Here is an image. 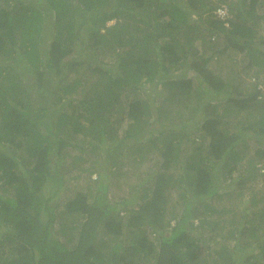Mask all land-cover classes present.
<instances>
[{"label": "trees", "instance_id": "16d2710c", "mask_svg": "<svg viewBox=\"0 0 264 264\" xmlns=\"http://www.w3.org/2000/svg\"><path fill=\"white\" fill-rule=\"evenodd\" d=\"M224 6L230 12L227 21L217 12ZM261 10L264 0H1L0 264H123L129 249L139 250L145 243L152 264H255L256 256L263 264L264 212L256 208L252 214H233L227 229L217 218L233 211L226 203L218 205L227 193H220L221 177L236 183L234 188L246 178H257L252 157L245 164L248 169L242 170L240 163L253 138L263 143L256 151L264 154V87L259 84L264 80L239 93L242 71L256 78L264 75ZM113 19L116 22L108 24ZM207 35L222 37L226 49L246 55L248 61L242 59L240 69L232 66L227 77L214 70L209 65L212 52L206 54L195 44L205 43ZM81 51L84 59L78 58ZM161 84L167 86L166 99L173 105L197 88L204 96L199 110L211 107L202 129L209 143L196 144L182 165L183 197H194L185 200L170 230L157 226L164 216L159 196L167 188L163 167L180 162L179 148L187 133L178 124L159 126L161 110H154V99L139 97L146 86ZM222 100L228 103L218 106ZM177 112L180 117L175 118L189 116ZM240 112L244 118L233 122ZM125 119L129 127L120 128ZM70 127L72 133L98 140L91 142V150L113 140L114 147L128 149L131 161L145 165L148 171H143L146 176L134 197L120 202L110 197L111 166L94 170L99 176L93 194L87 184L64 197L68 169L61 149L72 141L74 133H63H70ZM145 138L152 149L136 145ZM54 145L55 158L50 152ZM138 151L140 160L133 159L131 153ZM121 152L108 161L118 165ZM159 156L160 169L151 173ZM81 158L68 167L76 169ZM260 169L264 174V166ZM119 170L126 173L125 166ZM129 175L141 177L138 171ZM151 191L155 195L149 200ZM240 195L238 204L249 203L245 209L257 205L255 192L248 200ZM136 198L143 199L132 214L140 220L138 230L126 240L121 237V207L128 210L125 202ZM195 217L201 219L197 224ZM208 222L213 226L210 233L209 228L205 231ZM144 224L155 231L159 249ZM221 228L234 242L220 243L226 239L222 234L211 239Z\"/></svg>", "mask_w": 264, "mask_h": 264}, {"label": "rangeland", "instance_id": "374dc122", "mask_svg": "<svg viewBox=\"0 0 264 264\" xmlns=\"http://www.w3.org/2000/svg\"><path fill=\"white\" fill-rule=\"evenodd\" d=\"M227 11L228 10H225V12ZM221 13L224 14V11L222 10ZM261 18H262L261 20L262 24L264 25V10L262 11ZM114 22H116V19L108 21V24H113ZM213 40H216V41H213ZM195 44L197 45L198 49H200L201 51L204 50L203 52H206V54L212 52L211 55H213V57L210 58L209 65L211 67L213 66L215 68L214 70L216 71L220 70L221 72H223V74H226V77L229 76L227 75L228 72L233 71V69L231 70L232 66L237 65V67L240 69L241 68L240 66L243 65L242 59L243 61L244 60L248 61V58L246 57V55L237 53V51L234 49H230V48L226 49L225 46L227 43L222 37L216 36V38H214V36L207 35L205 43H202L200 40H196ZM210 46H212V48H210ZM222 49H225V50L221 51ZM81 52L82 54H80L78 58L84 59L85 54L83 51ZM89 58L90 57L86 58L85 60L88 61ZM190 74L192 75L194 74V72L191 71ZM241 74L243 75L244 80L241 83L242 88L239 89L240 94L249 92L250 89H248V87L252 83H254L255 80H259V81L264 80V75L260 78H256V76L253 75V73L248 74L247 72L242 71ZM259 84L260 86L264 87L263 82H259ZM167 89L168 88L165 84H161L158 88L156 87L150 88L148 85L146 86V88L143 89L141 94H139V97L144 98V99L148 97L149 100L154 99L152 101L154 110L155 111L161 110L160 115H161V119L163 122H160L161 125L158 124L159 126H162L164 128H173L176 124H178L179 127L183 128L185 132L187 133L186 135L182 137V142L179 148L180 149L179 152L181 155V158L179 159L180 162L171 163L172 164L170 165L171 167H167V168L163 167L164 179L167 183V188L164 191V193H162L159 196V200H160L159 204L161 206L162 212H164V216L162 219L160 218L158 219L157 226L158 227L166 226L165 228L168 227L170 230L172 226H174V224L176 223L177 218H180L185 208V204H186L185 200H189V199L193 200L194 196H191L192 194H190L189 198L183 197L185 195V192H184L185 188L183 187V184L179 182L180 177L184 173V169L182 165L185 164L184 161L187 158L186 155H188L189 153L193 151L196 144L202 141L205 143H209L210 138L208 136L206 137L203 136L202 129H203V122L205 120V117H208L211 114L210 111L208 110L209 108L211 109V107L205 106L203 107L204 109L199 110L198 103L200 102L202 103L201 99L204 96L203 95L201 96L203 91L197 90V88L192 90L191 96L188 95L184 97V99L181 100V102L179 100H176L174 103L176 105H173L172 102L169 103L168 99H166L170 95ZM189 102H190V105L188 106L189 108L187 109V105L189 104ZM227 103L228 102H226L225 100H222V102L220 101L218 103V106H223L222 104H227ZM179 110L181 112L182 111L189 112V116H187L186 118H182V119L175 118L176 115L180 117V112H177ZM195 110H198V111H195ZM158 111H157V114H158ZM199 111H202V112L199 113ZM195 114H198L196 115L197 117L194 116ZM244 115L245 113L240 112L238 115H235V117H233L231 120H233V122L235 119L238 121H241L244 118ZM73 119L74 118L71 119V122ZM128 123L129 122L127 119L123 120L122 121L123 125L120 128H128L129 127ZM162 123H164V125ZM70 131H71L70 133L63 131V133L69 136L74 130L70 127ZM145 139L146 140H143V142L141 141L140 143H136V145L140 146L143 143V148H145L146 150L149 148L152 149L150 142H148L147 138ZM95 141L97 142L98 140L93 139L92 137L85 138L82 132H75L73 134L72 141L68 143L69 145L61 149V151L63 150V154L65 153L64 158L65 160L67 159L66 168L68 169V171L65 173L66 182H65V190H63L64 197L74 196L77 190H79L82 186H85L87 184L88 186L91 187L90 191H92L91 194H93L98 185V182L95 178L99 176L98 174L99 172H96L94 170L97 168L99 170L101 169L106 170L107 166H111L109 178L111 180L110 187L113 189H110L111 191L109 193L110 197L119 202L122 201L124 198L132 197V196L134 197L135 196L134 192H138L141 189L137 187L138 182L141 181V178H144L146 176V174L143 171H148L147 169H145V165L144 166L142 165V168H141L139 167L141 166L140 163H134L133 160L131 161L130 159L132 158H130V155L127 154L128 149L124 150L122 147H117V146L114 147L115 145L114 146L112 145L113 140L107 141L105 144H103L104 146L102 149L91 150V147H92L91 142H95ZM75 143L78 144V147L72 145ZM114 144H115V141H114ZM247 145L248 147L246 148V150L242 151V153L245 152V155H244L245 157L240 162L241 168L242 170L244 168H247L245 164H247L248 157H252L256 163V168H257L256 172L258 171V176L256 179L252 177H249L248 179L246 178V181L243 185L241 186L237 185V187L235 188L234 186H236V183L229 184L230 180L223 181V178L221 177L220 181L224 183H222L221 187L219 188L220 193L223 194L224 191H226L227 193L224 197V200L218 201L219 202L218 205L221 206V205H225L223 203H226L227 206L233 207V211H230L229 213L225 215H221L217 217L219 221L223 222V224L221 225L226 226V229L228 228V226L232 225L230 222V218L233 214L240 216L241 211H243L244 214L245 213L252 214L255 212L256 208H259L261 211L264 212V178H263L264 174H262L263 170L260 169L261 167L264 166L263 165L264 164V154L263 155L258 154L256 151L258 147L263 146V143L257 140V138H253L250 141V143H248ZM133 148H137V147H133ZM58 149H60L59 146H58ZM99 150H103V152H100ZM108 150H110V152L107 153ZM119 150H122V152H121V155H119L121 159L118 165L116 164L115 161L114 163L112 162V160L108 161L110 158L114 157L113 155H118ZM56 151H57V146L54 145V148L50 150L54 158L56 156ZM140 153L141 151H138L137 155H135V153H131V155L133 156V159L135 156H137L138 160H140ZM78 157H82L81 165L77 163L78 167H76V169L71 170L68 167L67 163L69 164L71 161L77 159ZM157 158L160 159L159 165L158 166L151 165V169L152 168L154 169V171L151 170L152 171L151 173H154V174H156V171L160 169V164L162 163L163 157L159 156ZM257 159L258 161H256ZM120 166H125L126 173H123V171L119 170ZM259 170L261 171L259 172ZM134 171H138V173L141 174L140 175L141 177L137 178V177H134L133 175H129V172H134ZM81 172L83 173L82 177L76 178L77 175H81ZM152 179L149 180V182L150 184L152 183L151 185H155L156 177ZM253 188L255 190H251ZM240 192H243V194L245 195V200H248L249 197L253 196L252 194L255 192L256 193L255 199H256L257 205L255 206L251 204L247 209H245L247 206L246 204H249V203H246V201H243L242 203L238 204L239 198L241 196ZM187 193L189 195L190 192L186 191V194ZM154 195H155V192L151 191L149 195V200L152 197H154ZM242 200H244V197ZM129 202L133 204H130ZM141 202H143V199L141 198L140 199L136 198L135 200L125 202L127 203V206L129 207L128 210L120 206L122 210H121V215L119 217L121 218L122 216V219H123V225H122L123 233L121 234V237H123V239L128 240L129 239L128 236L130 232L134 231V234L137 233L138 227L135 225H138L140 220L135 219V217H133L132 214L135 212V210L139 209L138 207ZM121 204H124V203L121 202L120 205ZM195 204L196 202H193V205ZM203 207L205 209V206ZM206 219L207 221H209L211 220V217H208ZM200 220H201L200 217L199 218L195 217L196 224L199 223ZM161 223H163L164 225H162ZM146 224H144V227H145V232H147L148 238L154 241V243L156 244V248L159 249V241H158L155 231L152 229V227ZM207 225L208 227H205V231L209 227L210 228L213 227L210 224V222H208ZM210 228L208 229L209 233L211 232ZM226 229L224 228L219 229L218 230L219 232L217 231L215 235L211 236V239H217L219 235L222 234V236H226V239H221L220 243H225V242L231 243L232 239L230 236L226 235V231H225ZM232 242H234V240ZM219 248L220 246L214 247L211 250L212 252H214V250L217 251ZM147 249H148V244L146 243H145V246L143 244L142 248H140L139 250L133 251L132 249H129L128 252L125 254L123 264H152L154 262V259H153V256L148 255ZM235 255H237V253H234V256ZM260 258H261V263L264 264V256ZM253 260L255 261V264H258L259 257L256 256L255 259Z\"/></svg>", "mask_w": 264, "mask_h": 264}, {"label": "clouds", "instance_id": "9594fccd", "mask_svg": "<svg viewBox=\"0 0 264 264\" xmlns=\"http://www.w3.org/2000/svg\"><path fill=\"white\" fill-rule=\"evenodd\" d=\"M224 11V14H222L221 13V11ZM225 10H228L227 12H225ZM217 12H218V15L222 18V19H224L225 21H227V17L230 15V12H229V9H228V7L227 6H224V7H220V8H218V10H217ZM227 13V14H226Z\"/></svg>", "mask_w": 264, "mask_h": 264}]
</instances>
